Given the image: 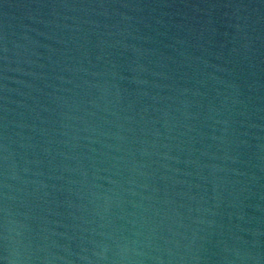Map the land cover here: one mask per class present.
Wrapping results in <instances>:
<instances>
[{
	"label": "water",
	"instance_id": "obj_1",
	"mask_svg": "<svg viewBox=\"0 0 264 264\" xmlns=\"http://www.w3.org/2000/svg\"><path fill=\"white\" fill-rule=\"evenodd\" d=\"M0 264H264V0H0Z\"/></svg>",
	"mask_w": 264,
	"mask_h": 264
}]
</instances>
